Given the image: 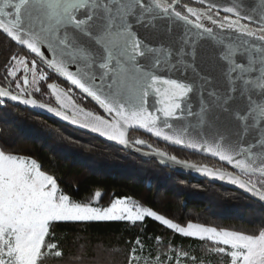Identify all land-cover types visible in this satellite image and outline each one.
I'll use <instances>...</instances> for the list:
<instances>
[{
  "label": "snow or ice",
  "instance_id": "6c2138e0",
  "mask_svg": "<svg viewBox=\"0 0 264 264\" xmlns=\"http://www.w3.org/2000/svg\"><path fill=\"white\" fill-rule=\"evenodd\" d=\"M200 2L204 11L181 7V0H0V44L15 49L0 98L45 108L30 92L56 76L101 114H66L65 92L52 82L46 87L60 109L49 113L121 145L133 126L177 145L187 138L188 147L257 180L206 167L202 174L264 200V0ZM100 196L78 202L36 159L0 150V264H40L53 222L145 218L211 241L231 264H264V225L258 234L181 226L127 197L97 206ZM135 256L134 246L129 264Z\"/></svg>",
  "mask_w": 264,
  "mask_h": 264
},
{
  "label": "trees",
  "instance_id": "16d2710c",
  "mask_svg": "<svg viewBox=\"0 0 264 264\" xmlns=\"http://www.w3.org/2000/svg\"><path fill=\"white\" fill-rule=\"evenodd\" d=\"M192 2L199 11L206 8ZM13 51L7 42L0 44V85L4 87H8L3 79L4 68ZM46 85H41L40 93L30 94L48 103L52 96ZM12 90L17 91L14 85ZM80 96L76 97L80 105L100 112L89 99ZM129 141L136 144L130 136ZM165 147L181 160L217 167L211 159L177 149L175 155L174 148ZM0 149L36 159L42 170L54 176L62 191L78 202L82 198L92 200L100 192L97 206H107L113 199L127 197L180 225L197 222L247 234H258L264 225V206L243 193L170 171L153 160L134 156L115 144L1 98ZM49 244L54 247L49 249ZM134 246L136 256L132 264L231 262L226 253L216 251L219 246L211 241L184 237L152 218H145L135 224L53 222L45 237V255L40 264H129ZM56 252L61 255L57 256Z\"/></svg>",
  "mask_w": 264,
  "mask_h": 264
},
{
  "label": "water",
  "instance_id": "95a60500",
  "mask_svg": "<svg viewBox=\"0 0 264 264\" xmlns=\"http://www.w3.org/2000/svg\"><path fill=\"white\" fill-rule=\"evenodd\" d=\"M191 1H195V2H200V0H191ZM204 6L207 7L206 4H202ZM226 6H230V4L226 5ZM222 13V12H221ZM60 79V78H59ZM62 82L64 81L63 79H60ZM68 86H70L66 81H64ZM1 86V85H0ZM71 87V86H70ZM72 88V87H71ZM74 90H76L79 94L83 95L82 93L79 92L78 89H75V88H72ZM64 92H65V97L63 98V103L66 105V107L64 109H62L63 111L66 112V114L68 115H71L72 112L74 110H79V109H83V111H93L95 114H101V113H97L95 112L94 110L90 109V108H85L83 107L82 105H80L74 97H72L68 91H66L65 89H63ZM49 93L51 94L52 97L55 98L54 95H52L51 91L49 90ZM31 95V94H30ZM32 96V95H31ZM84 96V95H83ZM32 98H34L32 96ZM5 101H8L10 102L11 104H14V105H20L22 108H25L27 110H31L37 114H40V115H45L53 120H57L59 121L60 123H62L63 125H67L69 127H71L72 129L74 130H78V131H82L86 134H90V135H93L94 137L98 138V139H101L105 142H108L110 144H115L116 146H118L119 148L127 151V152H130L131 154H133L134 156H138L144 160H153L155 161L156 163L162 165L163 167H166L168 168L170 171H174L176 173H179V174H186V175H189L191 176L192 178H197V179H200V180H207L211 183H215V184H221L222 186L226 187V188H231L233 190H236L240 193H243L245 194L246 196H248L250 199L262 204L264 206V200L260 199L258 196L254 195L253 193L243 189V188H240L239 186L237 185H234L230 182H227V181H221L219 180L218 178H212V177H209L207 176L206 174H202L198 169L200 168H208V169H211V170H216V171H220V172H231L233 175L235 176H238L241 180H246L242 173L239 171V170H233V168L229 165H227L225 162H221L219 161L218 158H213L210 156V154L206 153V152H201L199 149H192L190 147H188V139L185 138V142L184 144H181V145H177L173 142H169V141H165L163 140V138L161 137H156L154 134L152 133H149L147 132V130L145 129H140L139 127H136V126H133V127H130V128H127L125 129V139L128 141L127 145H121L119 144L118 142H115V141H110L108 140L107 138L105 137H101L99 134L97 133H93L91 132L89 129H85L79 125H73L71 124L70 121H64L62 118H59V117H56L54 115V113H49L47 111V108L48 107H52V108H57V109H60V103L57 102L58 104L57 105H51V104H48L44 101H39L38 99L34 98L37 100L38 104H45V108H39V107H33V106H28V105H24L22 103H20L19 101H11L9 98H1ZM90 100V99H89ZM80 120L83 122L85 117L83 116V112L80 113V116H79ZM90 119V118H89ZM140 132L142 133L143 135L145 136H148L149 138L157 141V142H160V143H163L165 144L166 146L168 147H172V148H175L177 150H183V151H186L188 153H191V154H196L202 158H207V159H211L213 161H215L216 163L218 162L219 164L223 165L225 167V169L223 168H214V167H210V166H207L206 164L205 165H201V164H197V163H192V162H189V161H185V160H181L179 158H177L176 156L174 155H168L166 154L165 152L163 151H160V150H156L154 149L153 147H150L151 145L148 144L147 147L145 148H142L138 145H134L133 143H131L129 141V134L131 132ZM174 132V130H173ZM169 134H173V133H169ZM159 153H164L163 156L159 155ZM172 157H175V160L171 159ZM195 166V167H191V166Z\"/></svg>",
  "mask_w": 264,
  "mask_h": 264
},
{
  "label": "flooded vegetation",
  "instance_id": "af4514ba",
  "mask_svg": "<svg viewBox=\"0 0 264 264\" xmlns=\"http://www.w3.org/2000/svg\"><path fill=\"white\" fill-rule=\"evenodd\" d=\"M184 5H187V6H189V7H193L194 5H193V2L192 1H184V0H181V7H184ZM193 8H195V7H193ZM179 10V9H178ZM206 23H208L207 21H206ZM56 77V76H55ZM58 80H60L58 77H56ZM53 82V81H52ZM49 83V82H48ZM63 86H61V85H59L62 89H65L66 91H68L69 92V94L72 96V97H74L73 96V94H71L70 93V91L67 89V84L66 83H63L62 84ZM75 98V100H76V97H74ZM77 101V100H76ZM78 102V101H77ZM48 104H51V105H57L58 103H57V101H56V99L53 97H49L48 98ZM89 108V107H88ZM93 110V109H92ZM100 113V112H99ZM129 136L131 137V138H133V141H137V140H142L144 143L143 144H138V146H140V147H142V148H145V147H147V145L148 144H150L151 146L150 147H153L154 149H156V150H160V151H163V152H165L166 154H173V152L171 151V149H168V148H166L165 147V144H163V143H160V142H156L155 140H153V139H151V138H148V136L147 137H144V136H142L141 135V133L139 134V132H131L130 134H129ZM137 144V143H136ZM174 150H175V148H174ZM175 155H176V150H175ZM216 163V162H215ZM216 166L217 167H219V168H222L223 166L221 165V164H219L218 162L216 163ZM216 167V168H217ZM224 169V168H223Z\"/></svg>",
  "mask_w": 264,
  "mask_h": 264
},
{
  "label": "rangeland",
  "instance_id": "374dc122",
  "mask_svg": "<svg viewBox=\"0 0 264 264\" xmlns=\"http://www.w3.org/2000/svg\"><path fill=\"white\" fill-rule=\"evenodd\" d=\"M28 59L29 60H31L32 59V57H28ZM29 79H31V76L29 75ZM53 81V82H52ZM48 82H52V83H58L59 85H61V86H63L62 85V83H60L59 82V80L55 77V76H53L52 77V79L51 80H48V81H45L44 83H48ZM67 89L70 91V93L71 94H73V96L74 97H77V98H81V94H79L76 90H74V89H72L70 86H67ZM71 89V90H70ZM1 150V149H0ZM243 175V177L246 179V180H251V181H256L257 180V177L256 176H252V177H249V176H247V175H244V174H242ZM258 187H259V185H257ZM131 202H133V201H131ZM133 203H135V202H133ZM189 223V222H188ZM192 223V222H191ZM197 223V222H196ZM200 224V223H199ZM187 225V223H185V224H183V225H181V226H186ZM203 225V224H202ZM204 226H206V225H204ZM207 227H213V226H207ZM225 230H228V229H225ZM232 230V229H231ZM235 231V230H234ZM245 234H247V233H245ZM228 264H231V262L230 263H228Z\"/></svg>",
  "mask_w": 264,
  "mask_h": 264
}]
</instances>
